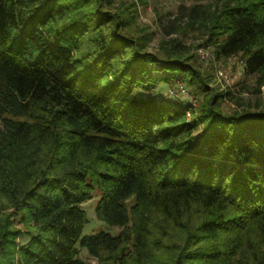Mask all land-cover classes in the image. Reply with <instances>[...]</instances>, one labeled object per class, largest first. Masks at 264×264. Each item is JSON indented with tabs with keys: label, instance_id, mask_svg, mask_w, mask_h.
Instances as JSON below:
<instances>
[{
	"label": "trees",
	"instance_id": "obj_1",
	"mask_svg": "<svg viewBox=\"0 0 264 264\" xmlns=\"http://www.w3.org/2000/svg\"><path fill=\"white\" fill-rule=\"evenodd\" d=\"M116 1L0 0V264H264V110L223 114L232 94ZM181 1L264 86V0ZM181 79L200 112L154 94ZM96 194L118 236L83 237Z\"/></svg>",
	"mask_w": 264,
	"mask_h": 264
},
{
	"label": "rangeland",
	"instance_id": "obj_2",
	"mask_svg": "<svg viewBox=\"0 0 264 264\" xmlns=\"http://www.w3.org/2000/svg\"><path fill=\"white\" fill-rule=\"evenodd\" d=\"M123 4H134L135 19L130 30L135 36L145 39L148 52L164 56L167 52L178 49L177 53L181 52L180 55L200 71L211 89L216 93L230 92L232 94L234 100L225 98L219 104L223 114L264 110V86L258 85L255 75H245V64L242 58L234 56L230 59H218L217 54L214 53V47L209 42V34L199 29L198 25L190 24L187 17L182 20L179 18L180 6L189 8L195 3L181 0H117L115 7L119 5L121 7ZM200 5L206 7L207 3H200ZM176 19L180 20L176 22ZM174 29H177L176 32L173 31ZM180 82H183L190 94L196 97L198 101L196 111L200 112L199 106L204 98L203 94L197 93L183 79L158 84L154 89V94L166 98L168 91L172 88L177 89ZM174 102L185 103L186 100L177 98ZM99 200L100 196L96 194L83 205L88 217L83 237L97 236L102 232L109 233L112 237L118 236L120 228H111L96 218V207ZM24 241L25 239H22L21 243ZM78 247L81 251L79 258L82 262L94 263L88 251L80 245Z\"/></svg>",
	"mask_w": 264,
	"mask_h": 264
},
{
	"label": "built area",
	"instance_id": "obj_3",
	"mask_svg": "<svg viewBox=\"0 0 264 264\" xmlns=\"http://www.w3.org/2000/svg\"><path fill=\"white\" fill-rule=\"evenodd\" d=\"M167 96L171 99L174 98H184L186 100H188V102L193 106V107H197L198 106V101L197 99L190 94L189 89L186 87V85L184 83H179L177 89H170L167 93ZM188 117H190V115L188 114Z\"/></svg>",
	"mask_w": 264,
	"mask_h": 264
}]
</instances>
